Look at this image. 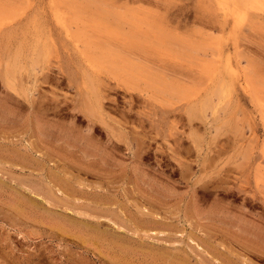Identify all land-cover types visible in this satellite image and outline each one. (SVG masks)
<instances>
[{
    "label": "rangeland",
    "instance_id": "374dc122",
    "mask_svg": "<svg viewBox=\"0 0 264 264\" xmlns=\"http://www.w3.org/2000/svg\"><path fill=\"white\" fill-rule=\"evenodd\" d=\"M81 1H0V264H264V0ZM94 2L212 49L188 71L94 35L196 95L92 65Z\"/></svg>",
    "mask_w": 264,
    "mask_h": 264
},
{
    "label": "bare ground",
    "instance_id": "6f19581e",
    "mask_svg": "<svg viewBox=\"0 0 264 264\" xmlns=\"http://www.w3.org/2000/svg\"><path fill=\"white\" fill-rule=\"evenodd\" d=\"M73 1L76 2V0H70L71 4L73 3L72 5H74ZM93 1H91V2H93ZM77 2H79V1H77ZM84 2H85V0H84ZM81 3H82V1H81ZM94 3H95V5L97 4V6H95L93 4L95 7L94 6L92 7V4H91V6H89V7L96 9L94 11H96L97 14L96 13H95V15L90 14L91 16L89 14H87V15L89 16V19H90V17L92 18L93 15H94L93 18H95V16L97 15L96 17H97L98 21L96 20V21H89L88 22L87 17H85L84 22H86V23L84 24V23H82V20L78 19V21H80L79 24L81 23L84 25L83 26L81 25L82 28H81V30H79L77 27H79L80 25L77 26L78 22H76V26H74V27H76V29H74V30L77 31V29H78V31L74 33V34H76V33L77 34L73 39L75 44L79 45L81 48L83 47L82 49L85 51V54H86L89 62L92 65L94 64L96 67H98V69L99 68L102 69L105 73H107L114 80H116V82L123 84V86H125L126 88L133 90L135 92H138L139 94L147 93V94H150L152 96L159 95V97L158 96L157 97L161 98L164 101L173 100V101H178V103H179V101L180 102L182 100L186 101V99L192 98L196 95L197 91L195 88L189 87L187 85L185 86L184 84L175 82L174 80H169V78L166 77L165 75H161L156 70L151 69L150 66H149L150 67L149 68L148 66L143 64V61L142 62L137 61V60L131 58L130 56L126 57V55H124L123 53H120L121 51L119 52V51H117V49H115V50L111 49V47H109L108 45H105L107 42H105L104 44L103 43H97L98 40L97 41H95L96 39L94 40V37H97V36H94V35L98 34V37L101 36L103 38H109L110 37L116 41L121 39V42L119 44L121 46L122 45H126V46L130 45L131 48L134 49V51H137L141 54L146 53V55H147L149 53L152 56V58L155 59V61L156 60L161 61L164 59H166V60L168 59L169 62L174 63V64H178V66L180 68H188V71L190 68L202 69L203 67H202L201 61H200L201 55L199 56V52H200V54H202L204 56L207 54V51L211 50V52H212V49L206 50V49L200 48V45H203V43L200 44V42L198 43L199 46H197V45H195L197 42L191 43V42H195V41L187 42L183 38L180 39V38H176V37H173L171 35H168V33H169L168 31H167L168 33L166 34L163 31V29L160 30V28H155V27H157L155 25L151 26V25L146 24L147 27H149V32H147L148 29L147 30L144 29L142 31L141 27L145 22L141 21L139 19V16L137 17L136 14H130V16L120 15L121 13L119 11H118L119 12V14H118V13L112 11L113 9L109 10L108 9L109 6L107 4L106 5L108 7L106 8L104 6L105 4L102 6V5H98L99 2L98 3L94 2ZM3 4L4 3H2V5ZM100 4H102V3L100 2ZM78 5L76 4L75 8L78 7L77 9H79V7L81 8L84 6V4H80L81 6H78ZM87 7L84 6V9L86 8V10L88 12L91 9L89 7H88L89 9H87ZM3 8L5 9L7 7L2 6L0 8V10L4 11ZM7 9L9 10V7ZM7 9L5 11H7ZM80 10H81V12L83 11L82 9H80ZM80 10H79V15H82L83 13L80 14ZM10 11H7V12L9 13ZM68 11H69V9H68ZM70 13L72 14L73 12H69L68 14H70ZM76 13H73V14L75 15ZM88 13H93V12L89 11ZM1 14H2V12L0 13V15ZM71 14H70V19L73 17V16H71ZM126 14H129V13H126ZM77 16L75 15L72 19L74 20V18ZM142 16H144V15H142ZM79 17H81V16H79ZM70 19H68V20H70ZM73 20H70V21L73 22ZM152 22H155V21H152ZM104 23L109 24V25L112 24L114 28H111V29L113 31L112 30L107 31L106 28L104 27ZM156 23H157V21H156ZM158 24L161 25V23H158ZM145 30H146V32H144ZM72 34H73V32H72ZM72 38H73V36H72ZM190 40H192V39H190ZM207 46L204 45V47H206V48H207ZM210 47H212V46H210ZM208 53H210V52H208ZM201 60H204V59L201 58ZM95 66H94V68H95ZM178 66H177V68H178ZM204 71L206 72V70H204ZM247 76H248V79H247L248 84L247 85H249V87H251L252 85H253V87L254 86L257 87V82H254L249 77L248 74H247ZM251 81H252V83H251ZM191 83H193V82H191ZM257 89H258V87H257ZM263 91H264V87H263ZM255 95H256V93H255ZM261 96H263V95H261ZM261 96H260V98H261Z\"/></svg>",
    "mask_w": 264,
    "mask_h": 264
}]
</instances>
